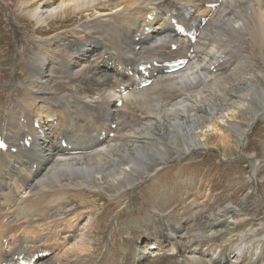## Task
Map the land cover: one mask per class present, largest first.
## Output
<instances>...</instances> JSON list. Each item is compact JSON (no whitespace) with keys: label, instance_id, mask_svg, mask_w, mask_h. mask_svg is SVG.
Here are the masks:
<instances>
[{"label":"bare ground","instance_id":"bare-ground-1","mask_svg":"<svg viewBox=\"0 0 264 264\" xmlns=\"http://www.w3.org/2000/svg\"><path fill=\"white\" fill-rule=\"evenodd\" d=\"M215 2L23 0L19 3L20 11L35 7L30 17L37 25L33 33L38 35L55 30L52 21L63 23L76 17L82 20L88 12L97 16L72 32H53L46 41L38 39L39 50L33 55L30 66L32 81L26 79L24 83L29 88L21 95L15 89L12 91L0 133V139L8 144L6 151H0V264H20L21 260L28 258L29 261L34 255H40L41 258H37L40 260L49 251L64 249V257L57 260L66 264H80L83 258L93 256L98 221L92 217L94 204L87 201L83 192L98 197L95 183L104 178L116 181L122 178L135 184L134 179L148 174V164L156 165L167 156L160 142L150 147L146 142L156 141L157 136L167 141L173 134L175 145L167 143L170 145L167 147L178 156L196 150L200 143L196 139L199 118L194 116L195 111L204 112L209 118L218 114L221 104L217 100L222 95L218 86L222 77L236 75L248 85L256 100L261 99L264 104V88L255 87L258 84L255 75L233 62L243 56L241 44L245 40L249 48L263 52L264 0H222L214 9L207 7ZM199 18L207 20L203 26L195 27L198 36L194 43L176 37L171 20H177L190 30ZM53 43L54 50H41ZM171 44L176 45L175 50L170 48ZM176 59H188V65L176 73H164L163 63ZM221 64L232 66L233 72L217 76ZM141 65H149L152 82L139 89ZM209 67L216 68L215 73ZM44 72L47 78H61L69 84L50 86L49 82H44ZM198 86L200 88L196 89ZM122 91L127 92L122 96ZM18 96L21 97L16 99ZM213 96L216 105L210 101ZM246 97L240 95L237 104ZM118 99H122L120 107L115 106ZM248 104L250 106L249 101ZM258 117L260 113H256L253 120ZM241 132L235 133L243 142L246 133ZM115 139L117 146L103 149ZM146 146L149 149L145 150ZM12 148L14 153L10 152ZM97 150L102 151L92 155ZM251 170L254 176L256 171ZM156 184L157 181L151 193L152 198L159 200L155 208L162 206V192H157ZM70 193L78 197V209L82 203H87L75 212L64 210ZM245 200L237 207H242ZM223 204L202 215V208L190 207L185 201L182 212L171 216L164 205L156 211L165 215L166 228L155 227V233H145L142 237L151 242L146 243L144 249L151 252L150 257L166 261L172 258L167 264H200L202 260H207L204 264H240L238 260H243L245 254L243 236L227 240L224 245L216 241L224 233L234 232L228 225L224 226L225 230H217L222 223L219 216L228 211ZM144 212L139 209L135 215ZM84 218L87 224L82 230L89 238L91 236V242L68 245ZM211 226L215 228L210 236L198 234ZM185 229L194 237L189 236L190 245L183 248L180 242L169 241L167 230L183 236ZM61 234H68L60 238L64 239L63 244L55 239ZM6 239L11 241L9 250L2 249V241ZM22 245L26 248L21 249ZM212 249H218L219 254L214 259H206ZM143 254L134 245L130 264H142ZM121 255L122 261L124 257L126 260L128 254ZM179 255H182L180 260ZM101 264L111 263L104 257ZM249 264H256V259L251 258Z\"/></svg>","mask_w":264,"mask_h":264},{"label":"rangeland","instance_id":"rangeland-1","mask_svg":"<svg viewBox=\"0 0 264 264\" xmlns=\"http://www.w3.org/2000/svg\"><path fill=\"white\" fill-rule=\"evenodd\" d=\"M21 1L23 0H0V97L2 98V101H0V116L9 107L14 89L21 95V93L25 94V90L29 88L24 83L26 79L31 82L32 76L30 73H24V71L29 72L33 55L39 50L36 44L37 38H44L53 32L72 30L97 16L94 12H88L86 14L90 16L86 15L82 20L76 17L63 23L52 21V27L55 30L50 31L48 34L38 35L33 33L37 25L30 17L35 7L20 11L18 7ZM246 42L247 40L241 44L243 46V48L241 47L243 56L236 57L233 62H236L237 67L243 65L240 68L246 70L248 74L255 75L258 82L255 87L264 88V49L262 53H259L256 49L249 48ZM28 44L31 45L27 47ZM25 56L29 57V63L28 57ZM230 69H232V66L221 64L216 75L220 76L221 74L233 72ZM228 75L227 78L222 77L220 79L221 82L219 81L218 86L220 95H222L219 96L217 101L221 104L222 111L219 109L218 114L213 115L211 118L204 112L197 113L195 111L194 116L198 115L199 118L195 130L196 139L200 143L196 150L191 151L190 154L186 155L185 153L178 156L167 147L170 146L167 143L175 145L173 144L175 141L172 139L173 134L167 141L157 136L156 141L149 140V142H146L149 147L151 144L154 145L156 142H160L165 148L167 156H164L162 161L159 160L156 165L148 164V174L134 179L135 184L122 178L119 179L120 181L113 178H104L95 183L98 188L95 190L97 194H94L98 197L93 198L88 193L83 192L88 197L87 201L90 200L94 204L92 217L94 216L95 220L98 221L96 226L98 234L94 238L96 250L93 256L87 257L89 259L83 258L85 260H81L80 264H101L104 257L107 261L110 260L111 264H117L118 262L119 264H130L132 261V247L139 245L138 248L143 253L146 242L147 244L151 242L142 236L145 233H155L157 231L155 227L161 226L163 230L166 228L167 219L165 215L156 210L163 209L162 207L165 205L170 216L175 215V213L180 214L185 201L190 207L202 208V215L217 210L219 204H226L224 209L228 208V211H225L226 214L219 216V222L222 223L217 227V230H225L224 226L228 225L233 228L234 232L228 235L224 233L223 237H220L221 239H214V241L216 240L218 244L224 245L228 242L227 240H234L243 236L245 242L242 244V248L245 254H243L244 261L242 259L238 260L240 264H249L251 258L256 259V264H264V104L261 99L256 100L244 81H241L232 73L230 74L232 76ZM57 82H61L59 84L66 83L65 80ZM49 83L55 84L54 81ZM198 88L200 87L198 86L196 89ZM55 93H58V91H55ZM209 95L208 92L207 96ZM240 95L247 96V99L237 104L238 101L240 102ZM20 97L18 96L16 99ZM210 99H212L210 100L211 103L216 105L215 97L213 96ZM128 105L130 106V103ZM256 113H260V117L253 120ZM133 122L131 121L132 125ZM237 131L245 132L246 136L244 137H246V140L243 138L244 141L241 142L242 139L236 137L235 132ZM116 142H118L117 139L114 142H108L103 149L117 146ZM147 147L145 150L149 149ZM179 147L181 146L179 145ZM102 150H97L92 155ZM252 168L256 171L254 176H251ZM156 181L157 192L159 190V193L162 192V206L157 208L155 207L159 200L152 198L151 195L155 191L153 185ZM128 183L133 185L129 187ZM69 197L70 199L63 205L66 211L75 212L87 203L85 201L78 209V197H74L73 193H70ZM113 198H116V200H113ZM242 199H246V202L239 208L237 206ZM73 208L75 209L73 210ZM139 209L145 211L144 214L135 215V212ZM86 220L83 219L79 223L78 236L73 245H77L78 242V245H80L81 241L86 244L91 242V236L89 238L86 235L87 232L82 230L87 224ZM202 221L203 219L200 223ZM214 228L211 226L198 234H202L204 237L210 236L214 232ZM167 233L172 244L180 242L183 248L190 245L188 241L192 234L188 230L183 231V236H180V234L173 235L169 230H167ZM60 251L62 250H58V252ZM145 252L147 251L145 250ZM124 253L128 255L126 260L124 257L122 261L121 254ZM208 253L206 259L211 257L214 259L216 254H219V250L212 249ZM183 255L185 256L184 253ZM181 256H178L179 260ZM60 257H64V251ZM116 257L118 258L116 259ZM129 258L131 259L129 260ZM170 261H173V259L166 261L162 258L158 259L157 256L150 258L148 254L142 264H167ZM206 261L202 260L200 264H204Z\"/></svg>","mask_w":264,"mask_h":264},{"label":"snow or ice","instance_id":"snow-or-ice-1","mask_svg":"<svg viewBox=\"0 0 264 264\" xmlns=\"http://www.w3.org/2000/svg\"><path fill=\"white\" fill-rule=\"evenodd\" d=\"M0 147H3V145H0Z\"/></svg>","mask_w":264,"mask_h":264}]
</instances>
